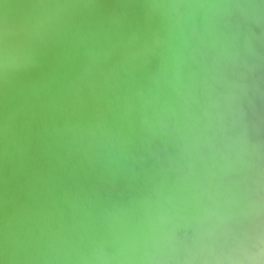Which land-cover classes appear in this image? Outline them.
Wrapping results in <instances>:
<instances>
[{"label":"water","instance_id":"obj_1","mask_svg":"<svg viewBox=\"0 0 264 264\" xmlns=\"http://www.w3.org/2000/svg\"><path fill=\"white\" fill-rule=\"evenodd\" d=\"M0 264H264V0H0Z\"/></svg>","mask_w":264,"mask_h":264}]
</instances>
